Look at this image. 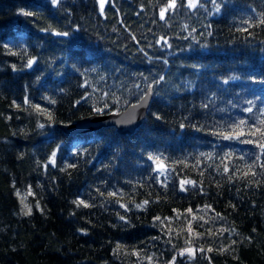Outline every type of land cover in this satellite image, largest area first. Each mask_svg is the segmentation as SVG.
I'll use <instances>...</instances> for the list:
<instances>
[{
	"label": "trees",
	"instance_id": "obj_1",
	"mask_svg": "<svg viewBox=\"0 0 264 264\" xmlns=\"http://www.w3.org/2000/svg\"><path fill=\"white\" fill-rule=\"evenodd\" d=\"M168 2L0 0V264H264V153L216 134L264 128V0ZM149 84L130 135L57 127Z\"/></svg>",
	"mask_w": 264,
	"mask_h": 264
},
{
	"label": "snow or ice",
	"instance_id": "obj_2",
	"mask_svg": "<svg viewBox=\"0 0 264 264\" xmlns=\"http://www.w3.org/2000/svg\"><path fill=\"white\" fill-rule=\"evenodd\" d=\"M99 4H100V9H101V14H103V9H104V4L107 2V0H98ZM51 3L53 4V6L57 5L60 3V0H51ZM216 3V0H213V4ZM199 4V0H187V7L188 8H195L197 7ZM177 7V0H169L168 4L164 7V8H161L160 10V19L161 20H164L165 19V13L169 10V9H175ZM217 11H219V6H217ZM23 15H31V13L29 12H23L22 13ZM259 25H264V18H261L259 20ZM55 35H67V33H54ZM133 39H135V37H133ZM165 43H167V41H165ZM33 64V60L32 59H29L27 61V66L28 67H31ZM14 67V70H15V66ZM164 77L161 76L160 77V80H163ZM158 82V81H157ZM225 83H227V81H225ZM149 89H151L152 85L149 84L148 85ZM147 95V93H146ZM25 103H28L27 99L25 100ZM79 103V101L77 102ZM249 105L252 104V101H248L247 102ZM107 107V104H105V108ZM205 107H207V105H205ZM40 111H43V109H38ZM94 111L96 112H102L103 109H100V108H93ZM246 111L248 112H251L252 111V108L249 107L246 109ZM159 118V117H157ZM245 121L244 120H240L238 124H235L233 127H232V131L225 135L223 132H219V133H216L217 135L221 136L223 139L225 140H231V139H237V140H240L241 143H245V144H255L257 148H259L261 150L262 153H264V128H255V129H249L248 132H247V135L252 137L251 139H240L242 136H244L246 133L243 129V126L245 125ZM264 123V122H262ZM41 127H43V125H40ZM181 127L183 128L184 125L181 124ZM56 153L53 152L52 153V157H55ZM149 159H154L153 157H149ZM257 161L260 160V156L258 155L256 157ZM49 163H54V161L50 158L49 160ZM261 167V168H264V163L262 164H252V165H248V171L244 172V176H248L249 174H251L252 176H255L256 173L253 171V168L254 167ZM69 167H75V165H69ZM228 169L225 168V172H227ZM231 179V177H230ZM181 191H185L186 189L184 188V185L185 184H194L195 182L194 181H191V180H181ZM258 183V182H257ZM17 195H20L19 192L17 193ZM28 195H32V192H31V189H29L28 191ZM114 193H111L109 192L108 193V196H113ZM26 199V197H21V204L23 205V208L24 209H27V211L24 213L26 215H31V207H29V205L25 204L24 203V200ZM75 204H77V206H80V205H83L85 208L87 207H90V205L82 200H77V201H74ZM149 203V201L145 200L142 202V204H138L137 207L140 208V207H143L144 205H147ZM37 208H39V204L37 203L36 205ZM120 207L122 208H125L127 210V206L125 204H121ZM207 208L210 209V206H207ZM234 207V206H233ZM189 212H191V210L189 209L188 210ZM219 213L216 214L217 217H219ZM121 220H124L125 218L123 216L120 217ZM169 218L165 217V218H161V217H155L154 220L155 221H159L161 224L164 223L165 220H168ZM188 231L191 232L192 229H191V226L189 225V228H188ZM206 231H210V230H206ZM220 233L222 234L224 231H226V229H221L219 230ZM233 231H235L233 229ZM198 235H202V234H198ZM153 239H156V237H153ZM121 246L120 245H117V249H119ZM221 251H224L226 249H220ZM192 249L191 248H187L185 250H183L182 252H180L179 254L180 255H183L184 252H187L189 253V255H192ZM199 251H203V249H199ZM209 252L213 251L212 248H209L208 249ZM149 260H151V257L148 258ZM174 260L175 258H173V261H169V264H174Z\"/></svg>",
	"mask_w": 264,
	"mask_h": 264
},
{
	"label": "water",
	"instance_id": "obj_3",
	"mask_svg": "<svg viewBox=\"0 0 264 264\" xmlns=\"http://www.w3.org/2000/svg\"><path fill=\"white\" fill-rule=\"evenodd\" d=\"M150 96L151 89L147 86L135 102L126 105L120 111L91 114L69 124H59L57 127L65 134H79L112 127L118 135H130L143 120Z\"/></svg>",
	"mask_w": 264,
	"mask_h": 264
},
{
	"label": "rangeland",
	"instance_id": "obj_4",
	"mask_svg": "<svg viewBox=\"0 0 264 264\" xmlns=\"http://www.w3.org/2000/svg\"><path fill=\"white\" fill-rule=\"evenodd\" d=\"M184 3H185V5L187 6V0H184ZM98 6H99V9H100V4H99V2H98ZM159 17H160V15H159ZM19 194H20V195H17V193H15V197H16L18 203H19L20 212H21L22 214H24V213L27 211V209H24V208H23V205L21 204V197H26V193H19ZM24 203L26 204L25 200H24ZM182 256H187V257H189L190 255H189V253L184 252V254H183Z\"/></svg>",
	"mask_w": 264,
	"mask_h": 264
}]
</instances>
